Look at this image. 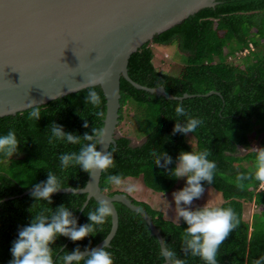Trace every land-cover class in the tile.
Returning <instances> with one entry per match:
<instances>
[{
  "label": "trees",
  "instance_id": "trees-1",
  "mask_svg": "<svg viewBox=\"0 0 264 264\" xmlns=\"http://www.w3.org/2000/svg\"><path fill=\"white\" fill-rule=\"evenodd\" d=\"M217 1L215 7L202 9L156 35L129 58L127 69L132 81L150 89L163 87L178 98L187 97L169 100L120 79L119 121L124 120L126 109H134L138 132L145 139L140 145H132L131 137L116 134L115 146L109 148L114 167L102 171L99 187L109 196L122 194L108 181L110 175L118 174L123 180L142 179L154 193H171L179 181L171 173L179 153L207 150L216 168L211 184L201 182L204 190L212 188L220 193L219 206L231 207L239 220L219 246L217 264H252L264 256V182L255 178V153L251 150L255 144L264 146V0ZM159 49L175 50L182 57L176 75L158 70ZM244 51L247 54L242 55ZM92 89L99 93L100 105L87 100ZM105 103L101 88L94 86L39 106V119L30 118L31 109L0 118V134L15 130L20 141L18 153L11 157L0 154V264L12 259L10 248L18 229L42 211L50 217L63 205L72 211L77 226L91 223L87 213L94 211L98 202L87 201L86 194H51L50 201L23 194L46 181L49 172L61 180L60 189L85 186L89 173L76 164L62 168L59 156L78 152L83 144L91 143L83 136L93 134V128L102 129ZM178 103L183 104L187 116L176 114ZM188 116L198 117L202 123L191 133L174 131L176 123L185 124ZM53 124L80 136L81 142L54 139L49 143ZM241 149L248 152L241 154ZM152 150L166 152L172 163L158 167ZM241 175L244 179H238ZM131 200L144 207L159 229L165 248L171 249L177 259L185 264H204L186 250L183 233L187 225L182 218L170 221L159 210ZM114 205L118 228L107 247L109 264H167L160 255L158 239L141 215L121 203ZM245 212L249 220L243 219ZM110 229L111 215L102 225H96L95 234L79 241L58 236L51 244L54 261L59 264L65 251L98 245Z\"/></svg>",
  "mask_w": 264,
  "mask_h": 264
},
{
  "label": "water",
  "instance_id": "water-1",
  "mask_svg": "<svg viewBox=\"0 0 264 264\" xmlns=\"http://www.w3.org/2000/svg\"><path fill=\"white\" fill-rule=\"evenodd\" d=\"M217 4V0H0V118L99 86L106 101L102 127L106 135L97 148L108 152L115 146L120 124L121 78L136 89L169 100L187 97L132 81L127 69L131 55L156 35ZM101 174H89L81 189H59L52 195L86 194L87 201L107 200L112 207L111 229L98 245L110 246L118 228L114 204L121 203L141 215L161 250H166L144 207L124 194L102 192Z\"/></svg>",
  "mask_w": 264,
  "mask_h": 264
},
{
  "label": "clouds",
  "instance_id": "clouds-1",
  "mask_svg": "<svg viewBox=\"0 0 264 264\" xmlns=\"http://www.w3.org/2000/svg\"><path fill=\"white\" fill-rule=\"evenodd\" d=\"M92 83H95V80ZM87 100L93 105L101 104V97L94 89L89 90ZM29 107L30 118L39 119L40 107L35 105ZM175 112L178 116H187L182 103L176 105ZM201 123L200 118L188 116L185 124L176 123L174 131L191 133ZM84 126L87 127V123ZM92 132L93 134L85 133L83 136L84 141H91V143L83 144L78 152L60 154L59 161L62 168L76 164L92 175L114 167L112 152H102L97 148V145L103 142L105 130L93 128ZM54 139L71 144L81 142L80 136L65 132L63 127L57 124L51 126L49 143H53ZM19 145L20 141L15 130L10 129L6 134H0V154L11 157L18 153ZM252 149L255 153V178L264 182V146ZM208 156L207 150L181 151L171 173L174 178H185V186L174 193V201L177 217L182 218L187 225L183 233L186 250H189L193 256L200 257L204 264H217L219 246L239 223L235 212L231 207L217 206L209 202L195 210L185 207L191 205L194 198H199L204 192L202 181L209 184L213 181L216 163L208 159ZM152 157L158 167H166L172 163V158L166 152L156 153L152 150ZM161 157H163V164H161ZM238 179H244V177L241 175ZM108 181L124 190L135 187L133 183L125 182L118 174L110 175ZM61 187V180L54 173L49 172L46 181L34 185L31 196L37 200L50 201L51 194ZM111 212L112 207L107 200H100L96 209L87 213L91 223L80 226H77V220L72 211L63 205L58 207L50 217L44 211L40 212L29 224L18 229L17 237L10 248L12 259L8 264H57L53 259L54 252L51 244L58 236L79 241L90 234H95L96 225H102ZM160 255L172 258L174 264H185L183 260L175 257L171 249L161 250ZM110 259L106 245L102 244L91 248L85 247L83 251L79 247L70 252L65 251L59 258V264H109ZM252 264H264V256L253 260Z\"/></svg>",
  "mask_w": 264,
  "mask_h": 264
},
{
  "label": "rangeland",
  "instance_id": "rangeland-1",
  "mask_svg": "<svg viewBox=\"0 0 264 264\" xmlns=\"http://www.w3.org/2000/svg\"><path fill=\"white\" fill-rule=\"evenodd\" d=\"M156 58L159 61H157L156 64L158 70L173 75H176L178 73L182 64V57H180L175 52V50L170 52V50L167 51L166 49H159L156 51ZM124 116V120L119 124L116 134L118 136L125 135L131 137L132 145L142 144L145 138L142 137L138 132V125L134 119V109H126L124 112ZM255 147H258V144H255L253 146V148ZM247 152L248 150L241 149V154H246ZM125 182L133 183L135 187L130 190H124L123 188L114 185V190H119L122 194L130 197L136 202L146 204L150 208L159 210L164 214L165 218L170 221H180V218L177 217L176 214L174 193L185 186L184 177L179 178V181L172 192L165 195L154 193L147 189L144 186L142 179H126ZM201 195L202 196L199 199L193 200L191 205H187L185 207H189L195 210L197 208L205 206L208 202L217 206L222 203V197L220 193L214 191L212 188L205 189ZM251 213L252 212H250V214ZM242 217L244 220H249L248 212L243 213Z\"/></svg>",
  "mask_w": 264,
  "mask_h": 264
},
{
  "label": "built area",
  "instance_id": "built-area-1",
  "mask_svg": "<svg viewBox=\"0 0 264 264\" xmlns=\"http://www.w3.org/2000/svg\"><path fill=\"white\" fill-rule=\"evenodd\" d=\"M245 54H247V51H244V52L242 53V55H245Z\"/></svg>",
  "mask_w": 264,
  "mask_h": 264
}]
</instances>
